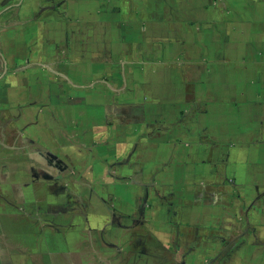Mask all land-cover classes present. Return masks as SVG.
Returning a JSON list of instances; mask_svg holds the SVG:
<instances>
[{"label":"crops","instance_id":"obj_1","mask_svg":"<svg viewBox=\"0 0 264 264\" xmlns=\"http://www.w3.org/2000/svg\"><path fill=\"white\" fill-rule=\"evenodd\" d=\"M0 129L132 221L115 264H264V0H0Z\"/></svg>","mask_w":264,"mask_h":264},{"label":"rangeland","instance_id":"obj_2","mask_svg":"<svg viewBox=\"0 0 264 264\" xmlns=\"http://www.w3.org/2000/svg\"><path fill=\"white\" fill-rule=\"evenodd\" d=\"M2 137L3 135H0L1 142ZM10 140L17 146H24L26 151H21L20 148L9 152H5L4 148L0 150V159L9 162L7 168L0 166V264L11 263V257L16 264H58L55 262L60 261L55 258L53 260L47 252L41 250L39 243H34L36 247H25V242L45 241V250H48L50 245L57 242L67 247L71 240L80 245L68 247L77 256L84 255L90 259L104 257L106 264H115L114 257L120 254L115 251V244L129 243L134 238L132 233L125 231L126 228L122 230L117 226H127L132 221L116 217L109 209L106 232L94 229L99 220L90 219L85 211L87 206L93 204L82 194L86 192L87 187L76 186L78 181L71 184L52 183V168L35 166L34 160L39 153L27 151V148H30L28 142H23L14 129L9 130L6 136V142L9 143ZM42 159L45 164L52 163L46 156H42ZM67 175L66 173L65 176ZM65 191L69 192L70 200H57L51 195ZM74 212L78 213L79 217L72 223L71 213ZM76 223L80 225L77 228L81 231L73 232L71 228H74ZM5 228L9 229L3 231ZM142 234L141 238L146 240L147 235ZM130 251L124 252L125 258L131 255Z\"/></svg>","mask_w":264,"mask_h":264}]
</instances>
